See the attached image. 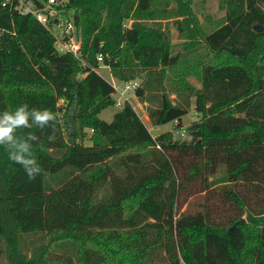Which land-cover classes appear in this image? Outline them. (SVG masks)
Returning <instances> with one entry per match:
<instances>
[{
    "label": "trees",
    "instance_id": "16d2710c",
    "mask_svg": "<svg viewBox=\"0 0 264 264\" xmlns=\"http://www.w3.org/2000/svg\"><path fill=\"white\" fill-rule=\"evenodd\" d=\"M19 1L0 0V119L24 104L49 109L56 140L47 125L14 134L43 169L31 181L0 145V259L264 264L263 227L229 232L264 215V0H220V18L207 14L208 0H23L47 24L15 9ZM62 18L75 26L79 56L57 48ZM101 66L120 83L141 80L135 94L152 126L176 123L184 136H155L129 101L102 119L117 101ZM193 101L198 118L183 127ZM217 175L227 182L212 186ZM25 237H41L31 255Z\"/></svg>",
    "mask_w": 264,
    "mask_h": 264
},
{
    "label": "rangeland",
    "instance_id": "374dc122",
    "mask_svg": "<svg viewBox=\"0 0 264 264\" xmlns=\"http://www.w3.org/2000/svg\"><path fill=\"white\" fill-rule=\"evenodd\" d=\"M219 1L220 0H208L206 3L207 14L213 15L214 18H220L225 14V12L219 8ZM196 8H197L196 14H198L197 18H199V20L201 22H203V26H204L205 30L209 31L211 29V27L209 25H206V23L204 22L203 16H201V14H200L201 3L199 1H197ZM197 11H198V13H197ZM62 21L64 22L63 18H62ZM61 31H62L61 28H59L57 26L53 27V33L56 36L61 34ZM171 34H172L173 43L178 44L180 42V39L178 37L177 31L175 29H171ZM101 72L105 78L111 80V73H110V70L108 68L103 67L101 69ZM136 81L139 84H141V80L137 79ZM188 82L194 86H200L199 81L195 77H190L188 79ZM114 85L117 86V92L114 95V98L117 101V105L112 106V107L104 110L101 113L102 119H104L106 121H111L113 115L121 109V105L125 101H129L133 106L137 107L142 114H145V113L148 114L147 112H148V108H149L150 104L147 102H141L138 97L136 98L135 90H131V91L126 90L124 83H120L118 81H116V83H114ZM171 97L176 100V95H172ZM137 100L141 103V105L138 103ZM197 118L198 117H197V112L195 110V102L193 101V104L189 110V113L183 117V120H182L183 127H186L190 123L196 121ZM145 121H146V124L148 125V128L150 129L151 132H153L154 135H159L163 132H168V131H173L174 134H176V136H180V137L184 136L183 134H185L184 131H180V133H178V130L176 129V127H177L176 123H168V124L161 125V126H152L151 122L149 120H147L146 118H145ZM73 123L75 124V126L77 128L80 127V123L77 120H75ZM226 182H227V178L224 175H217L216 177L212 178V180H211L212 186L222 185V184H225ZM47 241L51 242V238H49ZM40 242H41V237L40 238H35V237H25L24 238V247L30 248L27 250V252L29 253L28 255H31L30 253H31L32 249L35 248L36 246H38L40 244ZM0 264H8V262L5 260V258H1Z\"/></svg>",
    "mask_w": 264,
    "mask_h": 264
},
{
    "label": "clouds",
    "instance_id": "9594fccd",
    "mask_svg": "<svg viewBox=\"0 0 264 264\" xmlns=\"http://www.w3.org/2000/svg\"><path fill=\"white\" fill-rule=\"evenodd\" d=\"M27 104L19 106L14 114L10 111H4L3 119H0V145L5 146L10 161L19 164L27 174L28 179L35 180L43 171L38 163L33 152V144L22 141L17 142L14 139V134L21 128H32L33 126L40 129L49 126L52 128V133L48 136V141L55 142L56 126L55 114L49 109L32 108L31 111H26ZM31 119V123H30ZM49 121H52L49 124ZM40 138L32 133L28 135V141L39 143ZM7 142V143H6ZM9 147L13 150H9Z\"/></svg>",
    "mask_w": 264,
    "mask_h": 264
},
{
    "label": "built area",
    "instance_id": "2783aa9c",
    "mask_svg": "<svg viewBox=\"0 0 264 264\" xmlns=\"http://www.w3.org/2000/svg\"><path fill=\"white\" fill-rule=\"evenodd\" d=\"M9 1V0H7ZM58 0H49L48 5L56 4ZM15 9L22 12L23 14H34L36 15L37 19L43 23L47 24L48 17L42 12H38L34 10L30 5L26 4L22 0L19 1V3L15 6ZM64 23V24H63ZM62 29L61 34L57 36V48L62 53H72L75 56L80 55V48H81V42L78 39L76 35L75 26L72 22H62L58 26ZM67 38V39H65ZM98 60L101 62L102 58L101 56L98 57ZM126 87V90H136L139 86V83L137 81H130L124 84ZM116 92H117V86H115Z\"/></svg>",
    "mask_w": 264,
    "mask_h": 264
},
{
    "label": "water",
    "instance_id": "95a60500",
    "mask_svg": "<svg viewBox=\"0 0 264 264\" xmlns=\"http://www.w3.org/2000/svg\"><path fill=\"white\" fill-rule=\"evenodd\" d=\"M254 30L257 32H262L263 28L259 25L254 26ZM69 126L71 127V124L69 123ZM252 224L258 227H263L264 228V215L256 216L251 213L247 214L245 217L239 219L236 221L230 228L229 232L232 231L235 227L241 224Z\"/></svg>",
    "mask_w": 264,
    "mask_h": 264
},
{
    "label": "crops",
    "instance_id": "0c3cea01",
    "mask_svg": "<svg viewBox=\"0 0 264 264\" xmlns=\"http://www.w3.org/2000/svg\"><path fill=\"white\" fill-rule=\"evenodd\" d=\"M263 0H260V2H262ZM103 67H105V66H101L99 69H98V73L103 77V78H105L104 77V75L102 74V72H101V69L103 68ZM106 68H108V67H106ZM109 69V68H108ZM110 70V69H109ZM110 73H111V70H110ZM109 83H111V84H113V86H114V83H116V79L112 76V73H111V80H109V79H107V78H105ZM198 88L199 87H201V86H197ZM137 98V97H136ZM138 101V100H137ZM61 103H63L62 101H60L59 103H58V106H60L61 105ZM138 103L141 105V103L138 101ZM134 108H135V110H136V112L138 113V115L140 116V118L143 120V122L146 124V121H145V118L147 119V120H149L150 121V118H149V115L148 114H142L140 111H139V109L137 108V107H135L134 106ZM148 113V112H147ZM145 117V118H144ZM112 120V119H111ZM146 126L148 127V125L146 124ZM150 130V129H149ZM153 133V132H152ZM156 136V135H155Z\"/></svg>",
    "mask_w": 264,
    "mask_h": 264
}]
</instances>
